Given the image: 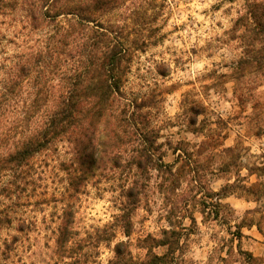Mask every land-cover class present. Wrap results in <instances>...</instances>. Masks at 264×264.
<instances>
[{"label": "rangeland", "instance_id": "rangeland-1", "mask_svg": "<svg viewBox=\"0 0 264 264\" xmlns=\"http://www.w3.org/2000/svg\"><path fill=\"white\" fill-rule=\"evenodd\" d=\"M2 1L1 72L18 55L43 45L53 30L52 24L32 27L21 0ZM247 1L121 0L114 11L100 16L106 24H126L133 32L139 24L146 29L149 16L159 14L156 25L163 38L135 54L124 90L126 97L145 101L150 127L159 135L156 156L174 163V175L152 167L138 169L128 162L130 148L122 153L120 167L99 164L75 199V239L92 241L104 228L116 236L86 248L88 264H109L119 240L129 244L135 260L145 259L150 250L163 255L172 248L176 264H264V253L255 254L262 250L264 234L256 224L246 225L254 219L264 227V211H252L262 204L235 195L218 204L217 196L208 197L228 178L234 182L239 169L244 176L247 168L264 164V68L254 63L238 77L236 67L246 48L235 37L240 32L232 31ZM71 16L61 15L51 23L65 24ZM195 102L204 109L198 132L189 123ZM210 139L222 144L200 147ZM72 157L67 141L54 142L32 159L20 196H0V210L13 212L12 224L0 225V253L14 236L21 238L5 264L58 263L55 239L68 176L64 164ZM228 161L231 172L220 168ZM9 178L0 175V188ZM256 180V174L246 178L247 183ZM128 188H134L136 203L126 196ZM124 215L130 220L129 235ZM21 220L30 225L29 231H18ZM148 236L166 243L156 246ZM170 241L175 242L172 247ZM73 261L66 258L61 264Z\"/></svg>", "mask_w": 264, "mask_h": 264}, {"label": "trees", "instance_id": "trees-1", "mask_svg": "<svg viewBox=\"0 0 264 264\" xmlns=\"http://www.w3.org/2000/svg\"><path fill=\"white\" fill-rule=\"evenodd\" d=\"M120 1L21 0L32 27L52 24L53 30L43 45L29 48L5 71H0V175L10 177L0 188V196L8 199L20 196L26 170L37 154L57 141L71 145L73 157L68 164L63 163L68 176L65 206L56 232L55 254L59 260L55 264L66 263V258H72L74 264H88L89 253L85 249L97 247L100 242L111 241L116 236L104 228L92 236V241L89 237L75 239V199L99 164L110 162L120 167L122 153L130 148L128 162L138 169L152 167L174 175V163H165L162 155L156 156L159 135L150 127L148 113L144 111L145 101L126 97L124 90L135 54L163 38L156 25L159 14L154 12L149 16L146 29L139 24L133 32L126 24L104 23L100 16L114 11ZM61 15L72 16L65 24L51 23ZM232 31L240 32L234 35L246 48L245 56L236 67L238 77L245 75L254 63L256 68H264V0L247 1ZM190 110L195 115L189 123L194 126V132H198V116L204 112L203 106L195 102ZM221 144L220 139H210L202 141L200 147L217 148ZM231 166L228 161L220 168L231 172ZM247 169V175L241 176L239 169L234 182L228 178L220 191L208 197L217 196V203L221 204V199L235 195L262 204L252 211L263 212L261 171L264 164ZM253 174L257 180L247 183V176ZM134 191L128 188L126 192V196L133 199L132 203L138 201ZM124 217L123 226L129 235L130 220ZM12 222L13 212L0 210V225L8 226ZM254 224L264 234L260 221L249 219L246 225ZM17 229L23 233L30 230V225L21 220ZM20 239L14 236L12 243L5 245L0 253V264H5L3 260L9 258ZM146 240L156 246L166 243L151 236ZM170 244L172 247L175 242L170 241ZM113 251L109 264H176L172 248L163 255L150 250L145 259L135 260L129 244L119 240ZM247 256L254 260L252 254L247 253Z\"/></svg>", "mask_w": 264, "mask_h": 264}, {"label": "crops", "instance_id": "crops-1", "mask_svg": "<svg viewBox=\"0 0 264 264\" xmlns=\"http://www.w3.org/2000/svg\"><path fill=\"white\" fill-rule=\"evenodd\" d=\"M261 245H263L262 246V250L264 249V243H261ZM262 250H260V249H257V251L255 252V254H263L264 253V251H262Z\"/></svg>", "mask_w": 264, "mask_h": 264}]
</instances>
